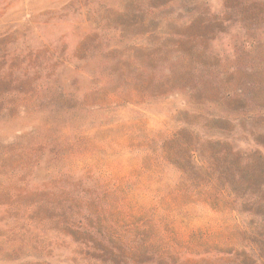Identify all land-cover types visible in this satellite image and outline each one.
Here are the masks:
<instances>
[{"label": "rangeland", "instance_id": "obj_1", "mask_svg": "<svg viewBox=\"0 0 264 264\" xmlns=\"http://www.w3.org/2000/svg\"><path fill=\"white\" fill-rule=\"evenodd\" d=\"M0 264H264V0H0Z\"/></svg>", "mask_w": 264, "mask_h": 264}]
</instances>
